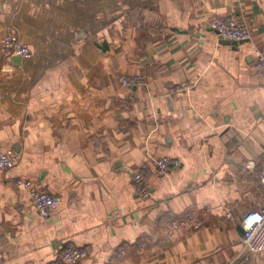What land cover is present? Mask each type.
Masks as SVG:
<instances>
[{
    "label": "crops",
    "instance_id": "obj_1",
    "mask_svg": "<svg viewBox=\"0 0 264 264\" xmlns=\"http://www.w3.org/2000/svg\"><path fill=\"white\" fill-rule=\"evenodd\" d=\"M237 15L252 39L224 44L210 23ZM8 35L30 56L0 54V149L18 159L0 173V264H66L70 247L80 264H264L242 246L264 207V0H0ZM163 157L179 165L159 176ZM17 178L58 200L48 219Z\"/></svg>",
    "mask_w": 264,
    "mask_h": 264
},
{
    "label": "built area",
    "instance_id": "obj_2",
    "mask_svg": "<svg viewBox=\"0 0 264 264\" xmlns=\"http://www.w3.org/2000/svg\"><path fill=\"white\" fill-rule=\"evenodd\" d=\"M211 30L219 38L231 43H243L252 39V31L249 21L244 15L231 16L227 18H218L210 23ZM0 54L9 57L26 58L30 56V49L27 45L20 42L18 37L4 36L0 37ZM256 68L260 73H264V52L259 53ZM141 77H124L122 84L126 87L132 85H141ZM187 89V86H170L168 93L170 95L179 93ZM18 163L17 156L10 150L0 149V173H6L15 168ZM151 165L158 175H165L173 167H178L177 161L168 157L152 158ZM133 183L136 188V195L143 201L151 199L150 185L141 171L134 173ZM260 183L264 189V166L260 172ZM17 188L28 192L37 213L43 219H48L56 210L58 200L40 189L34 181L26 178H17L15 181ZM244 234L242 237L243 255L249 261L253 257L264 255V207L258 210H252L245 214L242 223ZM87 251L70 247L61 255L66 264H80L87 257ZM4 259L3 251L0 249V262Z\"/></svg>",
    "mask_w": 264,
    "mask_h": 264
},
{
    "label": "rangeland",
    "instance_id": "obj_3",
    "mask_svg": "<svg viewBox=\"0 0 264 264\" xmlns=\"http://www.w3.org/2000/svg\"><path fill=\"white\" fill-rule=\"evenodd\" d=\"M127 77H135V76H127ZM124 78V77H123ZM123 78H122V81H123ZM142 78V77H141ZM121 81V82H122ZM143 81V80H142ZM123 85V84H122ZM124 86V85H123ZM133 87L134 86H138V85H132ZM132 86H128V87H132ZM126 87V86H125ZM139 172V171H138ZM141 173L144 175V173L141 171ZM166 175V174H165ZM159 176H164V175H159ZM144 177L146 178V180L148 181V178L144 175ZM132 182H133V178H132ZM148 183H149V181H148ZM150 185V184H149ZM133 188H134V192H135V194H136V188H135V186H134V183H133ZM150 193H151V191H150ZM137 196V195H136ZM138 197V196H137ZM139 198V197H138ZM140 199V198H139ZM141 200V199H140ZM143 203H148V202H150L151 201V199L150 200H148V201H143V200H141ZM87 254H88V252H87Z\"/></svg>",
    "mask_w": 264,
    "mask_h": 264
},
{
    "label": "water",
    "instance_id": "obj_4",
    "mask_svg": "<svg viewBox=\"0 0 264 264\" xmlns=\"http://www.w3.org/2000/svg\"><path fill=\"white\" fill-rule=\"evenodd\" d=\"M224 44L230 45L231 42H229V41H227V40H224Z\"/></svg>",
    "mask_w": 264,
    "mask_h": 264
}]
</instances>
